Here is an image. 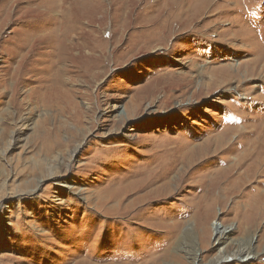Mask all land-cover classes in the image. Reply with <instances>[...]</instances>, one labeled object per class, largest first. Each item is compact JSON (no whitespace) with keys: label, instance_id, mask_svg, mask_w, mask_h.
Returning <instances> with one entry per match:
<instances>
[{"label":"rangeland","instance_id":"1","mask_svg":"<svg viewBox=\"0 0 264 264\" xmlns=\"http://www.w3.org/2000/svg\"><path fill=\"white\" fill-rule=\"evenodd\" d=\"M168 1L0 0V264H264V0ZM213 224L253 253L215 261Z\"/></svg>","mask_w":264,"mask_h":264},{"label":"bare ground","instance_id":"2","mask_svg":"<svg viewBox=\"0 0 264 264\" xmlns=\"http://www.w3.org/2000/svg\"><path fill=\"white\" fill-rule=\"evenodd\" d=\"M165 1V0H164ZM166 1H168V0H166ZM181 0H179V2H180ZM189 1V3H190V0H188ZM169 2V1H168ZM75 3V2H74ZM207 3V2H206ZM58 4V3H57ZM86 4V3H85ZM56 6V5H55ZM216 6V5H215ZM202 7V6H201ZM214 8V7H213ZM49 13V12H48ZM10 14V13H9ZM21 15V14H20ZM25 15V14H24ZM47 15V14H46ZM4 16V15H3ZM37 16V15H36ZM207 16V15H206ZM4 17H6V16H4ZM8 17V16H7ZM12 17V16H11ZM15 18V17H14ZM23 18V17H22ZM48 18H50V17H48ZM48 18L46 19V21L48 20ZM54 18V17H53ZM5 19V18H4ZM28 19V18H27ZM30 19V18H29ZM28 19V20H29ZM43 19V18H42ZM45 19V18H44ZM50 19H52V18H50ZM62 19H63V17H62ZM15 20V19H14ZM55 20V19H54ZM54 20H52L53 22H54ZM57 20H58V17H57ZM1 21V20H0ZM17 21V20H16ZM20 21V20H19ZM21 21H23V20H21ZM31 21V20H30ZM29 21V22H30ZM18 22V21H17ZM25 22V21H24ZM27 22V21H26ZM26 22L24 23V24H26ZM35 22H36V20H35ZM51 22V21H50ZM53 22H51V23H53ZM59 22V21H58ZM43 23V22H42ZM12 24H13V22H12ZM15 24V23H14ZM19 24V23H18ZM23 23L21 22V25H22ZM23 24V25H24ZM27 24H28V22H27ZM31 24H33L32 22H31ZM30 24V25H31ZM47 24V23H46ZM57 24V25H56ZM55 25H56V27L58 28L59 27V24L58 23H56ZM7 25V24H6ZM16 25V24H15ZM22 25V26H23ZM44 25V27H45V23L43 24ZM54 25V26H55ZM68 26H69V24H67ZM188 25V24H187ZM8 26V25H7ZM29 26V25H28ZM17 27V26H16ZM15 26H14V28H16ZM34 26H32V29H34L35 30V28H33ZM42 27V26H41ZM49 27V26H48ZM48 27H46V28H48ZM55 27V28H56ZM1 28H3L2 26H1ZM9 28H11V27H9ZM20 28V27H19ZM29 28V27H28ZM37 28V27H36ZM52 28H54V27H52ZM62 28V27H61ZM65 28V27H64ZM63 28V29H64ZM67 28V27H66ZM6 29V28H5ZM21 29H22V27H21ZM39 29L41 30L42 28H40L39 27ZM44 29V28H43ZM14 31H17V30H19L20 31V29H18L17 28V30H15V29H13ZM28 30H31V28L30 29H28ZM9 31H11V29L9 30ZM22 31V30H21ZM33 31V30H32ZM31 31V32H32ZM37 31V30H36ZM42 31V30H41ZM53 31V30H52ZM56 31V30H55ZM61 31V30H60ZM18 32V31H17ZM17 32H15V33H17ZM25 32V31H24ZM27 32V31H26ZM25 32V33H26ZM31 32H29V33H31ZM35 32V31H34ZM74 32V31H73ZM7 33V32H6ZM13 33V32H12ZM19 33V32H18ZM24 33V34H25ZM54 33H56V32H54ZM75 33H76V31H75ZM10 34V33H9ZM49 34V33H48ZM48 34H46L47 36H48ZM58 34H61V33H58ZM63 34V33H62ZM6 35H8V34H6ZM13 35H15V34H13ZM17 35V34H16ZM22 35V34H21ZM42 35V34H41ZM40 35V36H41ZM55 35V34H54ZM17 36H20V35H17ZM30 36H31V34H30ZM45 36V35H44ZM44 36H43V38H44ZM51 36V35H50ZM55 36H58L57 35V33H56V35ZM66 36V35H65ZM2 37H4V34H3V36ZM7 37V36H6ZM15 37V36H14ZM13 37V38H14ZM27 37V36H26ZM29 37V36H28ZM27 37V38H28ZM42 37V36H41ZM53 37V36H52ZM8 38H9V36H8ZM12 38V39H13ZM16 38V37H15ZM21 38V37H20ZM23 38V37H22ZM30 38V37H29ZM39 38V36H37V39ZM55 38V37H54ZM10 39V38H9ZM49 38H47V40H48ZM53 39V38H52ZM62 39V37L60 38V40ZM23 40V39H22ZM24 41V40H23ZM27 41H29L28 39H27ZM26 40L24 41V42H27ZM20 43H21V41H20ZM23 44H25V43H23ZM19 45V44H18ZM17 47V46H16ZM40 48V47H39ZM35 50V49H34ZM33 50V51H34ZM47 50V49H46ZM90 52V51H89ZM31 53H32V51H31ZM255 59V58H254ZM258 59H260V58H258ZM257 60V59H256ZM255 60V61H256ZM258 61V60H257ZM256 61V62H257ZM259 62V61H258ZM237 64V63H236ZM251 64H252V62H251ZM247 66V65H246ZM256 66H258V65H256ZM252 68V67H251ZM254 68V67H253ZM242 69V68H241ZM239 70V69H238ZM252 70V69H251ZM248 71V70H247ZM256 71V70H255ZM243 72V71H242ZM251 73V72H250ZM226 74V73H225ZM228 74V73H227ZM226 74V75H227ZM248 74V73H247ZM246 74V75H247ZM257 74V73H256ZM248 75H250V74H248ZM253 76V75H252ZM210 77V76H209ZM220 78V77H219ZM224 78V77H223ZM218 80V79H217ZM233 81H234V79H233ZM241 81V80H240ZM201 82V81H200ZM207 82V81H206ZM213 83V82H212ZM220 84V83H219ZM241 86V85H240ZM167 95V94H166ZM170 96V95H169ZM173 97V96H172ZM255 98V97H254ZM141 106V105H140ZM244 116H246V115H244ZM238 118L239 119H241V117H239L238 116ZM243 118V117H242ZM255 118H257L258 120H262L260 117H255ZM260 118V119H259ZM245 119H246V117H245ZM244 119V120H245ZM236 120V119H235ZM253 120V119H252ZM246 121V120H245ZM251 121V120H250ZM249 121V122H250ZM248 122V121H247ZM260 124H262V122L260 123ZM247 125V124H246ZM235 127V126H234ZM242 127H244V125L242 126ZM241 127V128H242ZM256 127H258V125L256 126ZM255 127V128H256ZM240 128V127H239ZM259 128V127H258ZM228 129H231V127L230 128H226V129H224V131H223V135H219L218 137H215L214 139H213V137L211 136L210 138H208L207 137V139H206V137H203V140L201 141V142H199L198 144H196V143H194L195 142V139H193V138H191V137H187V138H185L184 139V141L186 140V142H180V143H177V144H175V146H176V150L177 151H179L178 153H176L177 155L179 154V155H181V158L183 159V164L182 165H185V166H187V165H189L190 163H191V161L193 160V158H194V156L196 155V153H201V152H197L198 150L200 151L201 149H204V147L207 149L208 147H209V145L211 144L210 142H215L216 143V146L217 145H222L223 143H224V141H227V139H226V136H225V133H226V131H227V133L228 132H230V131H228ZM255 130V129H254ZM258 130V129H257ZM239 131V130H238ZM246 131V130H245ZM264 130H262V132H263ZM261 132V131H260ZM261 132V133H262ZM219 133V132H218ZM240 133H241V131H240ZM243 134V133H242ZM245 134H247V136H242L241 138H243V139H241V140H239L238 139V141H235V142H233V143H231V147H228V151L226 150V152H232V153H234V152H236V155H237V152L238 151H242V150H245L246 149V145L248 144L249 146L250 145H252L254 142H257V141H259L260 140V136L262 135H260L259 133L257 134V137L255 138L254 137V139H253V135L254 134H252L251 133V131H249L248 130V132L246 131L245 132ZM241 136V135H240ZM234 137V136H233ZM199 139V138H198ZM202 139V138H201ZM170 142H171V140H170ZM231 142V141H230ZM263 142V141H262ZM167 143V142H166ZM171 143H173V142H171ZM210 143V144H209ZM167 144H169V142L167 143ZM170 145V144H169ZM258 145V144H257ZM260 145V144H259ZM163 146V145H162ZM227 146V145H226ZM225 146V147H226ZM168 147V146H167ZM169 147H171V146H169ZM211 147V146H210ZM164 148V147H163ZM173 148V147H172ZM166 149V148H165ZM164 149V150H165ZM181 149H182V151H181ZM167 150V149H166ZM173 150H174V148H173ZM172 150V151H173ZM176 150H174V152L172 153V151L171 152H169L170 151V148H169V151H167L168 153H166V152H161V153H159L158 154V152H156V154H158V155H154V158H156V160H158V158H157V156H160V159L158 160V162H153V163H149V165L147 166V167H145V169H148L149 168V166L150 165H152V164H155V163H159L161 166H163L164 164L163 163H165V165L164 166H166V164L168 165V166H170L171 165V163L172 162H174V164H175V161H173V159L174 158H172V157H176L175 155H173L174 153H175V151ZM215 150V149H214ZM253 150H254V148H253ZM255 151V150H254ZM253 151V152H254ZM208 152H209V149H208ZM223 152V151H222ZM244 152V151H243ZM252 152V153H253ZM257 152V151H256ZM248 153V152H247ZM246 153V154H247ZM203 154H204V150H203ZM216 154V153H215ZM229 154V153H228ZM242 154H244V153H242ZM258 154H259V151H258ZM173 155V156H172ZM210 155V154H209ZM222 155V154H221ZM224 155V154H223ZM226 155V154H225ZM249 155V154H248ZM183 156V157H182ZM200 156H201V154H200ZM199 156V157H200ZM206 156V155H205ZM208 156V155H207ZM253 156V155H252ZM260 156V155H259ZM245 157V156H244ZM197 157H195V159H196ZM205 158V157H204ZM219 158V157H218ZM220 162H223L224 160H225V158L224 157H222V156H220ZM231 158V157H230ZM251 158V157H250ZM261 158V157H260ZM259 158V159H260ZM179 158H177V161L179 162V160H178ZM208 159H213V160H215L216 159V161H218L217 160V158H216V156H212V157H210V158H208ZM207 158L205 159V160H208ZM241 159H242V155H239V157L238 158H236V156L234 157V160H237V162H235V163H233V164H231V165H234V166H238L239 165V163H241L240 161H241ZM245 159V158H244ZM261 160V159H260ZM258 161V163L259 162H261V161ZM176 161V162H177ZM182 161V160H181ZM200 161V160H199ZM203 161V160H202ZM201 161V162H202ZM211 161V160H210ZM210 161L209 162H206V163H210ZM228 161V160H227ZM264 161V160H263ZM193 162V161H192ZM200 162V163H201ZM219 162V161H218ZM225 162V161H224ZM232 162V161H231ZM252 162H253V160H252ZM197 163V162H196ZM199 163V162H198ZM199 163V164H200ZM226 163V162H225ZM262 163V162H261ZM178 164V163H177ZM220 164V163H219ZM227 164V163H226ZM246 164V163H245ZM249 164V163H248ZM254 164V163H253ZM244 164H242L241 165V167L243 166ZM250 165V164H249ZM163 166V167H164ZM177 166V165H176ZM226 166H228V165H226ZM225 166V167H226ZM233 166V167H234ZM264 166V165H263ZM173 167V166H172ZM182 167V166H181ZM258 167H259V165H258ZM257 167V168H258ZM157 168V167H156ZM197 167L195 166V169H196ZM231 168V167H230ZM240 168V167H239ZM250 168V167H249ZM256 168V167H255ZM165 169V168H164ZM174 169V168H173ZM195 169H193V170H195ZM223 169V168H222ZM235 169V168H234ZM237 169V168H236ZM246 169V168H245ZM167 170V169H166ZM170 170V169H169ZM180 170V169H179ZM176 171V175L175 176H177V179L175 180L174 178H173V181H172V183L170 182V181H165V182H161V184H159V185H156V186H154L153 188H149L150 190L149 191H145L142 195H139V196H137V197H135L134 199H133V201H132V203H131V205H132V207H134L135 205H137L136 206V208L134 209V210H137L136 211V213H140L143 209H144V202L146 201V200H149L150 201V199L152 200V198L154 199V198H157V197H159V196H163V195H167L165 192H166V190H168V192H169V194H171L174 190L172 189V184H173V186H177L178 185V182L177 181H180L179 180V178H180V172L181 171ZM197 170V169H196ZM218 170V169H217ZM224 170H226V168L224 169ZM228 170V169H227ZM142 171H144V169H137V171H135L137 174H142V175H144V176H142L139 180H138V182H136V183H140V182H142V184L144 183V182H146L145 184H143L142 186H139V187H137L136 189H133V191H131V193L132 192H134V191H136L137 189H139V191H141V190H143V188H145V187H147V186H150V182H154V180L157 178V176L156 175H151V177L148 179V180H143V178H145V176H146V174H145V172H142ZM232 171V170H231ZM231 171H229V173L231 172ZM253 171V170H252ZM252 171H251V173L250 174H252ZM165 173H166V171H164ZM173 172V171H172ZM210 172V171H209ZM224 172V171H223ZM226 172V171H225ZM235 172V171H234ZM246 172H247V170H246ZM263 172H264V170H263ZM168 173H169V171H168ZM236 173H237V171H236ZM243 173V172H242ZM261 173V172H260ZM167 174V173H166ZM224 174V173H223ZM235 174V173H234ZM249 174V175H250ZM184 175H185V173H184ZM220 175V174H219ZM226 175H227V173H226ZM233 175V174H232ZM259 175V174H258ZM257 175V176H258ZM163 176V175H162ZM164 176H166V175H164ZM234 176V175H233ZM169 177V176H168ZM218 177V176H217ZM225 177V176H224ZM223 177V179H225ZM193 177L192 176H190V179L191 180H193L192 179ZM230 178H232V177H230ZM233 178H235V177H233ZM261 178H263V177H261ZM147 179V178H146ZM159 179V178H158ZM119 180H121V179H119ZM161 180V179H160ZM213 180V179H212ZM214 180H215V177H214ZM228 180H231V179H228ZM233 180V179H232ZM185 181V180H184ZM225 181V180H224ZM227 181V180H226ZM245 181V180H244ZM189 182H190V180H189ZM220 182V181H219ZM219 182H218V184H219ZM228 182V181H227ZM239 182H240V180H239ZM243 182V181H242ZM246 182V181H245ZM256 182V184H254V185H250V188H252L251 190H257L256 192H258V187H259V185L260 184H263L264 185V179L261 181L262 183H259L258 184V182L259 181H255ZM254 182V183H255ZM135 183V184H136ZM213 183V182H212ZM251 183V182H250ZM249 183V184H250ZM191 184V188H193V189H196V184H194L195 185V187H193L192 186V183H190ZM230 184V183H229ZM233 184V183H232ZM236 184V183H235ZM188 185V184H187ZM190 186V185H189ZM213 186H215V182H214V185ZM262 186V185H261ZM181 187V186H180ZM232 187V186H231ZM235 187V186H234ZM263 187V186H262ZM167 188V189H166ZM177 189L179 188V186H177L176 187ZM190 188V187H189ZM240 188V187H239ZM244 188V187H243ZM248 188H249V186H248ZM146 189V188H145ZM160 189H162V190H160ZM176 189V190H177ZM214 189V188H213ZM227 189V188H226ZM233 189H235V188H233ZM241 189V188H240ZM209 190H211V189H209ZM244 190V189H243ZM246 190V189H245ZM249 189H247V191H248ZM164 191V192H163ZM193 191V190H192ZM238 192V191H237ZM250 192V191H249ZM248 192V193H249ZM209 193V192H208ZM227 193V192H226ZM242 193V192H241ZM240 193V194H241ZM245 193V192H244ZM228 194H229V191H228ZM264 194V193H263ZM225 195V194H224ZM245 195H247L248 196V194H245ZM254 195V194H253ZM241 197H243V196H241ZM250 197V196H249ZM255 198V197H254ZM248 200V199H247ZM263 200H264V198H263ZM199 201V200H198ZM261 201H262V199H261ZM254 202V201H253ZM256 203H258V202H256ZM260 204H261V202H259ZM220 205V204H219ZM254 205V204H253ZM264 205V204H263ZM255 207H254V209H256V205H254ZM261 206V205H260ZM252 207V206H251ZM263 208V207H262ZM254 209L252 210V211H254ZM139 215V214H138ZM134 216H136V215H134ZM253 217V216H252ZM254 220V219H253ZM253 222H250V221H247V222H245V224H246V226L248 227L249 226V224H252ZM245 226V227H246ZM211 228L213 229V231L215 232V237H216V241H217V243L218 244H220V246L218 247V249L219 250H221L222 248H224L223 250H221L220 251V254H219V256H218V258L215 260V261H217V260H221V259H224V258H227L228 256H230V257H240V258H242V257H247V256H249L250 254H252L253 253V250H254V248L251 246V245H249L247 248H242V249H238V250H236V251H233L232 253H230L229 251H228V249H227V245L229 244V233H225V231L224 230H220V229H218V226H215L214 224L213 225H211ZM244 228V227H243ZM245 229H248V228H245ZM231 241V240H230ZM225 243V244H224ZM225 245V247H223Z\"/></svg>","mask_w":264,"mask_h":264}]
</instances>
